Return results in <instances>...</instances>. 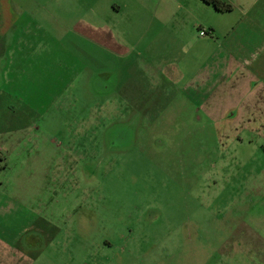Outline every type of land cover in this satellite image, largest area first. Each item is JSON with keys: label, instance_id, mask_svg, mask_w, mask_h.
Wrapping results in <instances>:
<instances>
[{"label": "rangeland", "instance_id": "1", "mask_svg": "<svg viewBox=\"0 0 264 264\" xmlns=\"http://www.w3.org/2000/svg\"><path fill=\"white\" fill-rule=\"evenodd\" d=\"M39 4L26 2L27 20L49 31L51 48L61 20L104 27L116 41L112 17L56 19L54 0ZM251 12L264 26V0ZM66 53L65 82L40 71L25 88L38 87L28 99L38 100L35 113L10 98L11 126L0 114V214L26 228L17 245L24 257L12 251L7 264H264L257 116L234 130L233 115L208 114L172 91L170 106L149 96L131 112L115 71L101 73L96 55ZM55 92L64 98L54 102Z\"/></svg>", "mask_w": 264, "mask_h": 264}, {"label": "crops", "instance_id": "2", "mask_svg": "<svg viewBox=\"0 0 264 264\" xmlns=\"http://www.w3.org/2000/svg\"><path fill=\"white\" fill-rule=\"evenodd\" d=\"M225 1L231 12H218L202 0H54L56 19L75 13L112 17L116 41L104 27L61 20L54 22L58 36L51 48L43 37L49 31L27 20L26 2L44 5L43 0H0V114L8 115L3 125L11 126L10 98L25 113L39 109L38 100L29 102L38 99V87L25 88L40 71L45 81L65 82L71 63L59 55L61 49L80 60L96 55L101 73L115 71L121 103L131 112L137 99L149 96L170 106L172 91L208 114L233 115L234 130L250 117L264 125L258 116L264 111V26L261 14L251 12L262 0ZM107 47H115L113 70H107ZM55 93L54 102L64 98ZM43 96L41 90L39 99ZM8 222L0 214V264H7L12 251L24 257L17 245L26 228Z\"/></svg>", "mask_w": 264, "mask_h": 264}, {"label": "trees", "instance_id": "3", "mask_svg": "<svg viewBox=\"0 0 264 264\" xmlns=\"http://www.w3.org/2000/svg\"><path fill=\"white\" fill-rule=\"evenodd\" d=\"M204 3L211 5L218 12H231L233 10L232 6L225 0H202ZM2 159L0 158V172L5 168L1 165Z\"/></svg>", "mask_w": 264, "mask_h": 264}, {"label": "built area", "instance_id": "4", "mask_svg": "<svg viewBox=\"0 0 264 264\" xmlns=\"http://www.w3.org/2000/svg\"><path fill=\"white\" fill-rule=\"evenodd\" d=\"M201 36H205L206 34H205V32H201V34H200Z\"/></svg>", "mask_w": 264, "mask_h": 264}]
</instances>
